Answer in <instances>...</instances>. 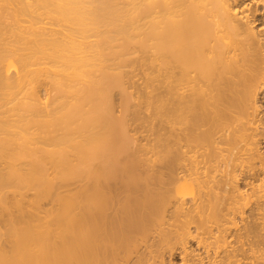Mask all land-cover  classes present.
<instances>
[{"label": "bare ground", "instance_id": "bare-ground-1", "mask_svg": "<svg viewBox=\"0 0 264 264\" xmlns=\"http://www.w3.org/2000/svg\"><path fill=\"white\" fill-rule=\"evenodd\" d=\"M177 245L264 264V0H0V264Z\"/></svg>", "mask_w": 264, "mask_h": 264}, {"label": "rangeland", "instance_id": "rangeland-1", "mask_svg": "<svg viewBox=\"0 0 264 264\" xmlns=\"http://www.w3.org/2000/svg\"><path fill=\"white\" fill-rule=\"evenodd\" d=\"M131 80L132 81H137L136 83L141 81V77H140L139 71L137 69H133L132 79ZM247 186L245 188H247ZM185 246L189 248L186 251L189 252L190 249H191L192 250V254H194V255L196 253H200L202 251V249L198 251V248H200V246H198V245L196 246L195 239H193L191 237L189 238V242L185 243ZM181 252H182V249L180 248L179 245H177V249H173L171 255L169 253H166L165 254V262H166V264H168L169 262H171L173 264H186V262L182 263V260H180V258L183 257Z\"/></svg>", "mask_w": 264, "mask_h": 264}]
</instances>
